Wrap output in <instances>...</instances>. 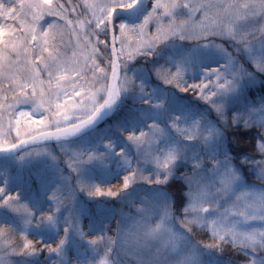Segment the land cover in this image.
Returning <instances> with one entry per match:
<instances>
[{"label": "rangeland", "instance_id": "obj_1", "mask_svg": "<svg viewBox=\"0 0 264 264\" xmlns=\"http://www.w3.org/2000/svg\"><path fill=\"white\" fill-rule=\"evenodd\" d=\"M20 2L16 0L17 6ZM23 2L25 7L15 20L0 17V28L12 33L11 40L8 35L0 36V39L8 41L7 49L0 44L2 147H9L11 143L51 127H62L73 116L86 118V114L105 99L111 72L109 30L105 36L103 26L96 27L101 18L106 19L105 10L111 0H52L51 5L43 0ZM184 2L188 0H153L135 22L121 20L120 24L127 25L117 34L121 65L132 63L149 46L152 52L159 48L174 65L172 77L176 83L190 80L192 88L208 103L210 101L205 97L215 91L217 95L211 98L226 109L233 97L259 81L253 72L258 71L254 61L245 51L244 44L239 42L246 39L255 45L256 59H259L261 46L248 33L264 30V7H261L260 0H192L193 3L224 7H213L207 15L197 11L190 17L187 14L177 16L178 10L172 5ZM245 3L254 8V16L251 9L240 7ZM148 13L152 17L141 29L139 26L144 24ZM250 21H255V24L240 29L241 24ZM173 30L176 35L172 34ZM221 31L223 35L212 34ZM181 34L187 38L179 39ZM33 35L36 40H32ZM256 35L260 36L261 31H256ZM103 36L106 37V48L109 47L108 57L99 49ZM224 41L236 53L244 54L252 70L227 48ZM134 76L139 79V89L141 84L144 87V94L139 90V98L150 102L138 109L130 123L107 131L98 139L88 137L76 142L42 146L7 159L6 178L1 187L6 189L5 194L17 198L19 203L7 208L1 201L0 221L8 222L21 235L34 234L53 248L65 238L64 230L68 228L63 253H49L47 264H69L71 261L73 264H111V258L103 253V246L94 250L89 241L105 234L115 239L120 228L124 233L121 245L136 251L133 247L137 240L136 226L145 222L153 228L160 225L157 233L162 242L173 236H182V247L195 251L194 264L231 263L191 241L186 232L189 223L208 230L213 237L240 242L250 252V259L245 264L252 260L256 264H264V248L257 247L260 244L258 234L264 232V221L259 219L260 210L264 207L260 199L264 195V181L258 178V172L262 170L255 167V181H245L231 160L222 129L207 120L206 113L204 116L203 112L189 109L174 90L150 86L149 75L144 69L123 72L118 91L126 93ZM235 79L237 83H233ZM229 83H232L231 90L228 89ZM221 84L225 88L223 92L218 87ZM74 89L80 93L79 96L73 94ZM156 104L161 107H154ZM261 104L264 101L241 107L237 114L245 121ZM57 105L61 107L57 108ZM64 115L69 117L66 122ZM176 116L184 120L179 129L196 138L185 139L177 132L172 123ZM262 119L264 117L258 116L253 123L264 130ZM193 120L198 121V125H194ZM154 123L156 126L149 131V126ZM205 128L217 129L220 135L211 137ZM141 131L144 136L140 135ZM133 133L139 137L138 142L127 139ZM203 137H208L207 143ZM176 148L179 155L177 160H173L169 153ZM89 156L101 159L90 160ZM197 162L201 164L198 171L205 178L198 188L194 186L190 206L189 198L187 200L189 211L184 220L176 218L173 212L168 218L147 212L150 205L158 209L167 203L172 208L170 195L162 184L169 181L181 165H184L185 178L191 175ZM225 164L237 170L240 179L231 184L229 192L217 193L216 188L223 177L216 176L215 170L223 171ZM169 168L172 175L165 183L157 184L155 181L164 180ZM125 177L129 178L127 188H124ZM113 179L122 181V186L117 194L108 195L110 191L103 188ZM12 190H15L14 194H10ZM213 195L218 196V210L210 209L207 214L200 211L208 206L206 201ZM114 198L116 202L112 201ZM27 213L33 217L30 223L23 218ZM252 215L257 218L252 219ZM49 216L54 217V225L49 224ZM114 218L115 228L110 232L108 228ZM80 232L84 235L81 236ZM253 248L257 250L252 252ZM119 249V243L113 245L118 264H128L120 256ZM18 253L0 239V264H27L11 258L10 254Z\"/></svg>", "mask_w": 264, "mask_h": 264}, {"label": "trees", "instance_id": "obj_2", "mask_svg": "<svg viewBox=\"0 0 264 264\" xmlns=\"http://www.w3.org/2000/svg\"><path fill=\"white\" fill-rule=\"evenodd\" d=\"M152 1L153 0H150L151 5ZM151 5H148V8ZM83 13L88 15V12L86 13V11H83ZM142 15L143 13L140 16ZM140 16L136 20H138ZM120 22L121 20L116 24V31L119 34L121 33V30L119 29ZM104 38L106 37L103 36V41L99 43V49L102 54H105V56L108 57L109 47L106 48ZM224 42L227 44V48L234 54H237L238 59L247 66L248 69L252 70L250 63L245 58L244 54L240 52L236 53L227 41ZM139 68L144 69L148 73L150 86H163L167 89L174 90L189 109L197 113L203 112L204 116L206 113L207 120L215 122L225 134L229 155L233 164L238 169L239 174L247 182L255 181L254 169L257 165L253 163V161H261L264 156L257 150L256 143L258 140L264 139V130L261 126L254 123L245 126L244 119L242 118L243 116H239L237 112H240L239 109L241 107H248L251 104L264 101V73L253 70L257 75V78H259L258 83L233 97L230 105L226 109L222 107L223 112L218 113L212 108L210 103L204 101L203 98L198 95V92L192 88L190 80L182 81L180 83L174 81V78L172 77L174 65L168 60L167 54L165 52L162 53L159 48L155 52H152L151 55L140 54L132 63L123 65L122 73L127 71L131 72L134 69ZM157 70L163 71L158 73ZM42 76H44V74H42ZM132 79L133 82L126 93H122L120 90L118 91L120 93V98L118 99L112 117L92 133L84 137V139L88 137L98 139L107 131H112L122 125L130 123L137 115L139 112L138 109L145 105V103L144 100L139 98V79L136 76ZM233 117L238 118L237 123H233ZM78 120L79 119H76L75 116L71 117V122H77ZM17 155H21V153H18ZM7 159L8 157L0 158V187L3 186L6 178L4 172L5 167L7 166L5 165ZM183 167L184 165L179 166L172 178L165 184H162L163 189H165L170 195L172 212L175 217L180 220H184L185 215L187 214L183 209L186 207L188 200V184L185 181V176L182 171ZM118 178L120 179L119 176ZM118 182L119 181L113 179L110 184H107L103 188L104 191H110L111 193L116 192L117 194L122 186V181ZM120 183L121 185L118 186ZM14 193L15 190L10 192V194ZM112 201L116 202V198L112 199ZM115 219L116 218L112 219L111 224L109 225L108 231L110 232L114 231ZM187 226L188 228L186 232L190 240L201 248L207 249L212 255L219 259H223L231 264H245L250 259L249 250L240 242L235 241V243H233V241L228 238L221 240L220 238L213 237L208 230L200 228L193 223H189ZM0 239L7 242L9 249L14 252H19L18 254H13V259L23 261L27 264H47L49 249L54 247L50 243L37 238L34 234H28L27 236L21 235L5 221H0ZM29 242L31 245L35 246L36 254L34 255L26 254L32 249L23 248V245ZM45 244H47L46 247L44 246ZM207 245L211 247H208ZM41 248L44 249L41 250ZM70 254L72 256L71 250ZM71 259L72 258H70V260ZM69 264H73V262L71 261Z\"/></svg>", "mask_w": 264, "mask_h": 264}, {"label": "snow or ice", "instance_id": "obj_3", "mask_svg": "<svg viewBox=\"0 0 264 264\" xmlns=\"http://www.w3.org/2000/svg\"><path fill=\"white\" fill-rule=\"evenodd\" d=\"M45 4L51 5L52 0H43ZM140 3V0H111L110 5L106 7L105 10V18H101L98 22L96 27L100 28L101 25L103 26L104 34L107 36L108 30H109V23H112L113 21V16L116 13L118 8H126V9H134L138 4ZM260 5L261 7H264V0H260ZM25 7V4L23 0H21L19 6L16 4V0H0V17H4L6 19H12L15 20L18 15L20 10H22ZM27 7L31 8L32 5H27ZM157 7H159V4H157ZM174 9H177L178 11L176 12L177 16L180 15H185L187 14L189 17L192 15L193 12H201L204 15H207V12L213 8L217 7L220 9H223V5H217V4H205V3H193L192 0H188V2L184 3H174L172 5ZM244 9H251L252 10V15L254 16L255 10L252 8L251 5L245 3L242 6H240ZM152 14L148 13L144 17V24L140 25L139 27L142 29L144 25H146L149 20L151 19ZM255 21H250L249 23H244L240 25V29L244 30L247 29L250 25H254ZM115 27V25H113ZM127 28V25L124 23H121L119 25V29L121 31L125 30ZM256 31H261V35L257 36ZM173 35H176L175 31L173 30ZM213 35L219 34L223 35V32L221 31L220 33H212ZM8 35L9 40L12 39V33L11 31L6 32L5 28H0V36ZM248 36L252 40H256L257 43L260 44V50H259V59H256L257 52L255 51V45L250 43L246 39H242L239 43L244 44V49L250 54V58L252 61H254V67L257 68L258 71H264V30H253L248 33ZM181 40L186 39V35L181 34L178 37ZM32 40H36V36H32ZM115 40V37H113V41ZM0 44H4L5 48L7 49L8 47V41L0 39ZM47 51V49H45ZM142 54L144 55H151L152 54V49L151 46L148 47V50L143 52ZM112 55H115V48H112ZM231 61V60H230ZM112 63V72L113 76H116L117 74V64L115 61H111ZM163 70H157V72H161ZM179 72V68L177 69ZM233 83H237L236 79L233 81ZM194 88H197L199 86H193ZM223 92L225 90L224 85L221 84L218 86ZM205 88H207V85H205ZM228 89H232V83L228 84ZM140 92L144 94V87L143 84H141L140 87ZM73 94L76 96H79L80 93L76 91L75 89L73 90ZM217 93L215 91L211 92V96L205 97L206 99H209L210 103L213 104L216 107V111L218 113H222V107L221 105L216 103L215 99H212V96H216ZM71 99V95L68 97ZM120 98V93L118 91H110L108 98L104 100V103L101 104L99 107H96L92 110L91 113H87V118L86 119H79L78 122H72L68 124L66 128H57L58 133H62L64 136H75L78 133H80L82 130L87 128L88 126L92 125L98 117L101 116L105 110H110L112 107L116 104L117 100ZM149 100H144V103H149ZM61 105H57V108H60ZM154 107L159 108L161 105L156 104ZM21 115H25V113H21ZM264 117V104H261L258 108H254L252 112L249 114V118L244 121L245 126L251 125L254 120L257 119V117ZM63 119L65 121L69 120V117L67 115H64ZM261 121H264L262 119ZM238 118L233 117V123H237ZM173 126L176 128L177 132L180 133L185 137V139H194L196 138L195 136L189 134L186 130H181L179 129V124L184 123V120L182 119L181 116H176L173 117ZM198 121L193 120L194 125H198ZM155 123L153 126H149V131L152 130V127H155ZM163 131V130H161ZM205 131H208L210 136H218L220 135L219 130L214 129V128H205ZM141 136H144L145 133L141 131L140 133ZM129 141H139V137L135 136L133 133L132 135H129L127 137ZM204 142H208V137H203ZM25 141L20 140L19 144H23ZM17 143H11L10 147H2L0 146V152H11L14 149L17 148ZM109 148L112 146L109 144ZM257 150L264 155V139L258 140L256 143ZM171 159L177 160L179 152L178 149H173L169 153ZM21 160L24 159V157H20ZM89 159H101L98 156H89ZM257 165V168L261 169L262 171L258 172V178H260L262 181H264V160L261 161H253ZM201 168V164L199 162L194 164L193 167V172L191 175L186 176V182L188 184L189 192L187 193V196L189 198V206L191 204V197H192V191L194 186L199 187V185L203 182L204 176L198 171ZM216 171V176H221L223 177L220 181L219 186L216 188L217 193H227L230 191L231 184H236L240 177L238 175L237 170L232 168L230 165L225 164L223 171L215 170ZM172 175V169L169 168L167 172L165 173V178L164 180H156L155 182L157 184L159 183H165L168 178ZM129 185V178L125 177L124 178V188H127ZM233 190V189H232ZM97 192H99V189H96ZM6 189L4 187H0V201L4 202L3 207H9L12 204H18L19 200L17 198L12 197L9 194H5ZM113 193L109 192L108 195H112ZM239 199V197H237ZM262 203H264V195L260 197ZM217 202H218V196L213 195L211 199L207 200L206 203L208 204L207 207H202L200 211H203L204 213H208L210 209H216L217 208ZM185 213L189 211V207H185L183 209ZM147 212H152L158 215L159 218H168L172 214V208L169 204L165 203L163 206L157 208H154L153 206H149L147 209ZM226 214V213H225ZM241 215H244V213H241ZM25 220H27L29 223L31 222V219L33 218L30 213H27L24 217ZM247 218V217H246ZM257 217L255 215H252V219H256ZM48 222L51 225H54V217L49 216ZM259 219L261 221H264V207L261 208L260 214H259ZM145 220H147V216H145ZM160 228V225H157L156 228L151 227V225L147 222L138 224L136 226V244L133 246L136 248V251H133L132 248H127L125 249L121 245V237L124 236V233L122 229L118 228L117 233H116V238L113 239L111 236L108 235H98L95 240H90L89 243L94 246V250L100 248L103 246V253L105 256H108L111 258V264H118L117 259L115 258V255L113 253V245H116L119 243L120 246V256L123 258L124 262L127 261L128 264H194L195 261V251L193 249H184L182 247L181 241L183 237H175L173 236L169 241L167 242H162L159 238V234L157 233V229ZM75 230L78 231V228L76 226ZM65 238L61 239L59 241V244L57 245L56 248H51L49 249V253L51 254H60L63 253L64 250V245H65V240L68 234V228H65ZM81 236L84 235L83 232H80ZM260 237V244L257 246L258 248H264V232H260L259 234ZM221 240L224 239V237H220ZM235 243V241H233ZM45 247L47 244L44 245ZM208 247H211L207 245ZM24 249H32L30 252L26 253L28 255H34L36 254L35 252V246L31 245V243H25L23 245ZM44 248H41V250ZM257 248H253L252 252H255ZM101 264H105V262H101ZM250 264H256V261L252 260Z\"/></svg>", "mask_w": 264, "mask_h": 264}, {"label": "water", "instance_id": "obj_4", "mask_svg": "<svg viewBox=\"0 0 264 264\" xmlns=\"http://www.w3.org/2000/svg\"><path fill=\"white\" fill-rule=\"evenodd\" d=\"M147 2L146 1H140V3L134 8V9H128V10H123V9H118L116 13L113 16V25L116 24V21L119 18H126V19H131L136 17L139 13H141L143 10L146 9L147 7ZM111 23H109V29H110V49H111V58L112 61H115L117 64V74L116 76H113L112 72V65H111V74L109 78V83H108V88H107V94H106V99L108 98L109 92L110 91H117L118 89V83L121 75V63H120V58H119V52H118V47H117V39H116V29L113 27ZM113 37H115V40L113 41ZM115 48V55H112V48ZM116 104L112 107L110 110H105L101 114L100 117L97 118V120L84 130H82L80 133H78L75 136H64L62 133H58L57 129L55 130H50V131H45L41 132L39 134H36L28 139H25V143L19 144L17 143V148L14 149L11 152H0V157L2 156H8L14 153H17L19 151L25 150L27 148L35 147V146H40L43 144H48V143H55V142H61V141H74L77 140L97 127H99L101 124H103L106 120H108L115 109ZM63 129V128H62Z\"/></svg>", "mask_w": 264, "mask_h": 264}, {"label": "bare ground", "instance_id": "obj_5", "mask_svg": "<svg viewBox=\"0 0 264 264\" xmlns=\"http://www.w3.org/2000/svg\"><path fill=\"white\" fill-rule=\"evenodd\" d=\"M136 17H137V15H136ZM117 44V43H116ZM118 46V45H117ZM6 222V221H5ZM16 252H18V251H16ZM10 256H11V258L13 257V254H10Z\"/></svg>", "mask_w": 264, "mask_h": 264}]
</instances>
